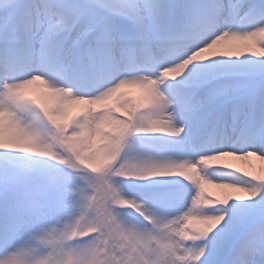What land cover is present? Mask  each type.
I'll list each match as a JSON object with an SVG mask.
<instances>
[{
    "label": "snow or ice",
    "instance_id": "obj_1",
    "mask_svg": "<svg viewBox=\"0 0 264 264\" xmlns=\"http://www.w3.org/2000/svg\"><path fill=\"white\" fill-rule=\"evenodd\" d=\"M0 264H264V0H0Z\"/></svg>",
    "mask_w": 264,
    "mask_h": 264
}]
</instances>
